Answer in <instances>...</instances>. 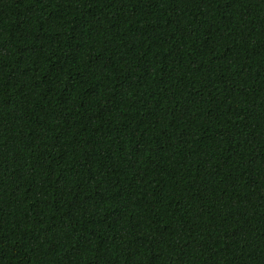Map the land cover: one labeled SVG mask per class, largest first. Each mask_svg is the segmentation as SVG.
<instances>
[{
    "label": "trees",
    "instance_id": "1",
    "mask_svg": "<svg viewBox=\"0 0 264 264\" xmlns=\"http://www.w3.org/2000/svg\"><path fill=\"white\" fill-rule=\"evenodd\" d=\"M0 264H264V0H0Z\"/></svg>",
    "mask_w": 264,
    "mask_h": 264
}]
</instances>
